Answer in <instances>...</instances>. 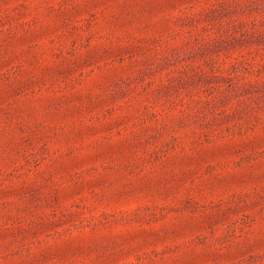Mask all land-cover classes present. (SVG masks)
<instances>
[{"label": "rangeland", "instance_id": "rangeland-1", "mask_svg": "<svg viewBox=\"0 0 264 264\" xmlns=\"http://www.w3.org/2000/svg\"><path fill=\"white\" fill-rule=\"evenodd\" d=\"M0 264H264V0H0Z\"/></svg>", "mask_w": 264, "mask_h": 264}]
</instances>
